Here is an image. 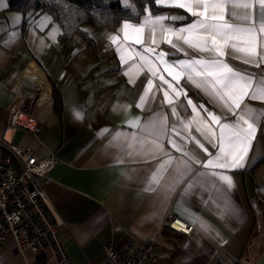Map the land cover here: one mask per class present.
Returning <instances> with one entry per match:
<instances>
[{
  "label": "crops",
  "instance_id": "1",
  "mask_svg": "<svg viewBox=\"0 0 264 264\" xmlns=\"http://www.w3.org/2000/svg\"><path fill=\"white\" fill-rule=\"evenodd\" d=\"M208 2L225 4L224 20L218 22L251 30L243 39L229 41L223 56L191 48L149 22L157 15L180 17L163 22L164 28L176 29L205 18L191 17L183 9L161 6L166 9L136 21L122 19L116 27L84 24L89 41L74 34L63 44L60 26L50 34V24L34 26L39 13L32 21V13L27 20L18 19L21 11L0 0V159L9 154L3 138L8 115L19 107L39 130L18 128L8 140L37 158L56 159L45 185V204L58 221L57 234L70 264H107L105 243L121 253L127 245L147 239L155 241L157 264H264V99L259 98L264 91L259 83L264 81V9L261 0ZM231 3L250 7L232 8ZM125 23L133 26L128 39L123 36ZM141 26L145 41L137 45L133 29ZM149 33L155 34V44ZM165 35L179 50L165 42ZM112 37H118L115 43ZM233 44L253 55L233 52ZM145 47L155 53H143ZM159 53L173 64L179 84L163 71L166 65ZM181 60L219 61L249 78L251 86L240 108L229 111L211 95V77L210 83L197 86L206 75L203 66L182 70L176 66ZM190 74L196 82L188 79ZM253 93L258 98L251 99ZM245 106L254 111L245 116L253 131L245 141L244 167L205 168L219 148L196 129L207 124L218 143L220 126L236 122ZM209 112L220 117L219 124L211 121ZM150 121L160 128L153 129ZM221 175L231 177V187ZM170 213L193 225L189 234L164 224ZM14 247L11 237L0 246V264H56L48 254Z\"/></svg>",
  "mask_w": 264,
  "mask_h": 264
},
{
  "label": "snow or ice",
  "instance_id": "2",
  "mask_svg": "<svg viewBox=\"0 0 264 264\" xmlns=\"http://www.w3.org/2000/svg\"><path fill=\"white\" fill-rule=\"evenodd\" d=\"M153 2L157 3L158 6L163 7H174L186 10L187 13L190 14L191 17H205L204 19H197L195 21L190 22L187 26H179L176 29L173 28H164L163 22L166 19H170L172 21L180 19V17H166L163 15H157L153 20L149 17V22L153 25L160 26L162 33L175 35L177 41H183L184 44H187L191 48H195L199 51H215L218 56L225 55L224 48L228 46L229 41L233 40H241L245 37V35L250 32V29H242L239 27H233L227 23H220L218 21L224 20L223 10L225 8L224 3L212 2L209 3L208 0H168L167 3H160V0H153ZM232 8L250 7L249 4L243 3H231ZM211 8V14H208V9ZM261 8L264 9V0H261ZM202 9V11L200 10ZM219 12V14H217ZM247 18V17H245ZM262 25L261 31H264V12L261 15ZM133 26L129 23H125L123 25V36L124 39L129 38L128 30ZM133 31L136 33L134 43L137 45H143L145 38L143 36V27L134 28ZM218 38L222 41V44H218ZM118 37H112L113 43L117 41ZM148 39L152 44H155V34L149 33ZM254 40V37L251 38ZM164 40L167 44L171 45L173 48L178 49L177 43H175L172 39L167 38V35L164 36ZM211 41V45L208 44V41ZM247 43V40H244ZM179 50V49H178ZM233 52H243L245 55H253V53L246 48L236 47L234 44L232 45ZM143 53H155L154 48L145 47L143 48ZM143 53L141 54V58L143 59ZM165 54L159 53L158 59L160 61H164ZM122 61L125 60L124 55L120 56ZM165 67L163 69L164 72H167L169 76H171L172 80L179 84L178 77L173 74L172 68L173 64L164 61ZM193 64H201L204 68V80L197 83V86H200L201 83L208 84L210 83L208 77L212 78L211 83L213 84V91L211 95L218 101L222 102L224 107H227L229 111H232L233 108H240V103L242 102V97L244 95H248L247 88L251 86V80L239 73L233 72V70L227 65L219 61L212 62H204V61H178L177 65L182 70L192 68ZM153 75H158L159 79L163 83L169 84L170 87H173L171 81L165 80L163 75H159V73L155 69H151ZM204 73L195 72V76H201ZM189 80L196 82L194 80L193 75L188 76ZM259 83L264 84V81H260ZM219 87H215V86ZM149 86H151V81H149ZM165 98L167 99L168 93L165 92ZM251 99H256L257 94L253 93L250 95ZM260 99H264V91L259 95ZM191 104V101H188ZM175 111V109H173ZM253 109L245 106L241 109V115L238 120L233 124L225 123L220 126V134L219 141L216 142V133L215 131L205 124L204 129L197 128L196 131L200 132L202 136L212 145V147H218V154L206 161L204 164L205 168L214 167L220 169H240L244 167L243 161L246 155V149L244 147L245 141L250 139L252 136V125L248 123L245 119V116L251 115L253 113ZM77 118H81L80 114L77 113ZM208 117L211 119L213 123L219 124L220 117L215 115L212 112L208 113ZM241 122L246 124L247 129L241 126ZM150 125L153 129H159L160 124L156 121H150ZM197 144H200L199 140H196ZM200 147L207 153L208 149L204 148L203 144H200ZM177 151H181L179 147L176 149ZM209 155H211L209 153ZM171 161H169L170 163ZM157 180L156 177L153 178ZM220 180L224 181L229 187L232 186V179L228 175H221L219 177Z\"/></svg>",
  "mask_w": 264,
  "mask_h": 264
},
{
  "label": "built area",
  "instance_id": "3",
  "mask_svg": "<svg viewBox=\"0 0 264 264\" xmlns=\"http://www.w3.org/2000/svg\"><path fill=\"white\" fill-rule=\"evenodd\" d=\"M18 128L38 131V123L25 110L13 108L6 122L4 139L9 154L0 159V246L11 237L15 251L28 248L35 255L48 254L56 264H70L57 234V224L46 209L45 185L56 162L52 156L37 158L30 151L11 143L8 138ZM164 224L189 234L191 223L170 213ZM154 240L129 244L118 253L110 243L103 245L107 264H157Z\"/></svg>",
  "mask_w": 264,
  "mask_h": 264
},
{
  "label": "trees",
  "instance_id": "4",
  "mask_svg": "<svg viewBox=\"0 0 264 264\" xmlns=\"http://www.w3.org/2000/svg\"><path fill=\"white\" fill-rule=\"evenodd\" d=\"M8 6L21 11L24 20L30 13L36 16L47 11L60 26L58 36L63 44H68L74 34L89 41L84 24L116 27L122 19L136 21L146 13L166 9L153 0H8Z\"/></svg>",
  "mask_w": 264,
  "mask_h": 264
},
{
  "label": "rangeland",
  "instance_id": "5",
  "mask_svg": "<svg viewBox=\"0 0 264 264\" xmlns=\"http://www.w3.org/2000/svg\"><path fill=\"white\" fill-rule=\"evenodd\" d=\"M7 1V0H6ZM17 18H22V15L20 12H18L16 14ZM36 20L34 16L31 17V21L34 20V26H40V25H44V24H47V25H51L50 28L48 29V32L50 34L54 33L55 31H59V24L54 21V20H51V16L50 14L43 10V11H40L39 14L36 16ZM46 26V25H45Z\"/></svg>",
  "mask_w": 264,
  "mask_h": 264
}]
</instances>
